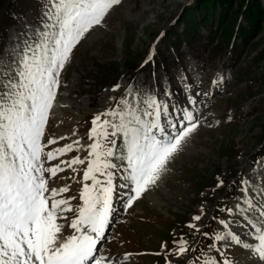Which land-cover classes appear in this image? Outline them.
<instances>
[{
	"label": "rangeland",
	"instance_id": "1",
	"mask_svg": "<svg viewBox=\"0 0 264 264\" xmlns=\"http://www.w3.org/2000/svg\"><path fill=\"white\" fill-rule=\"evenodd\" d=\"M239 1L234 0L224 24L218 23V13L213 20L199 15L190 35L177 18L183 10L195 9L194 0H121L101 25L85 34L60 73L42 143L45 152L66 144L73 150L52 161L45 159V167L64 168L55 177L48 173L45 177L50 189L69 188L56 199L75 197L70 199L73 209L83 203L79 198L83 185H91L83 173L92 159V121L100 113L118 110L122 98L132 101L131 90L138 91L136 100L155 95L168 103L174 120L176 111L186 109L198 122L159 179L130 208L125 204L132 193L118 187L126 183L127 162L113 158L119 165L114 170L113 220L97 245V255L107 257L110 264H203L208 257L222 260L217 248L234 264H258L250 250L231 240L214 239L230 228L243 242L258 243L237 205L246 208V198L264 202L259 194L264 188V19L247 42L238 32L232 40L236 26H247ZM259 3L264 10V0ZM43 12V0H0V60L13 58L23 33L42 27ZM153 49L157 55L151 58ZM181 117L180 111L176 120ZM49 139L57 142L48 145ZM115 139L119 151L122 140ZM74 157L85 163L71 168L61 163ZM62 215L70 221L76 213ZM197 215L199 221L193 219ZM65 228L64 235L71 234ZM181 239L190 250L177 255ZM213 244L216 247L210 248ZM125 254H131L127 260Z\"/></svg>",
	"mask_w": 264,
	"mask_h": 264
},
{
	"label": "snow or ice",
	"instance_id": "2",
	"mask_svg": "<svg viewBox=\"0 0 264 264\" xmlns=\"http://www.w3.org/2000/svg\"><path fill=\"white\" fill-rule=\"evenodd\" d=\"M120 3L121 0H43L42 27L23 33L22 46L18 44L13 50V58L0 60V264H110L107 257L97 255V245L104 238L113 211L117 187L114 170L119 167L113 158L127 162L126 183L118 187L129 188L132 193L125 204L130 208L155 184L170 158L196 131L198 122L192 112L180 110L182 117L174 120L168 103L155 95L136 100L139 93L131 90L128 95L134 96L132 101L122 98L118 110L100 113L92 121L89 132V139L94 140L89 145L92 159L83 173V180H90L91 185H83L79 194L82 205L73 209L70 199L75 197L56 199L69 191L67 186L48 187L45 173L55 177L64 168L59 164L45 167L44 160L52 161L73 150L72 144H66L45 152L46 145L42 143L60 73L85 34L101 25L108 12ZM190 102L196 103L191 98ZM102 117L118 119L102 120ZM116 137L122 140L119 151ZM56 142L47 140L48 145ZM61 163L71 168L85 161L74 157ZM242 191L247 193L248 188ZM259 194L264 196V188ZM244 203L246 208L237 205V209L258 243L243 242L224 220L219 223L229 230L216 234L214 239L231 240L250 250L258 264H264V202L254 203L246 198ZM67 212L76 215L68 221L62 215ZM59 219L66 223H58ZM193 219L199 221L201 216ZM65 227L72 230L71 234L64 235ZM189 250L187 242L181 239L176 254L184 255ZM216 250L222 260L208 257L203 264H234L221 249ZM130 255L125 254L124 259Z\"/></svg>",
	"mask_w": 264,
	"mask_h": 264
},
{
	"label": "trees",
	"instance_id": "3",
	"mask_svg": "<svg viewBox=\"0 0 264 264\" xmlns=\"http://www.w3.org/2000/svg\"><path fill=\"white\" fill-rule=\"evenodd\" d=\"M233 2L234 0H194L195 9L187 8L183 10L177 18V24L183 23L184 27L186 28L184 30L188 31L190 35L195 32V30L191 27L199 15L205 17V19L211 17L213 20L214 14L218 13V23L224 24L228 21V13L233 7ZM239 4L241 7L240 11L243 13V17L247 22V26H236L235 31H233L232 40L236 38V32H238L247 42V40L259 30V27L261 26V23L264 19V10L260 5L259 0H240ZM233 23L230 22L228 24L231 30L234 29ZM177 35L178 33L176 34V37Z\"/></svg>",
	"mask_w": 264,
	"mask_h": 264
},
{
	"label": "bare ground",
	"instance_id": "4",
	"mask_svg": "<svg viewBox=\"0 0 264 264\" xmlns=\"http://www.w3.org/2000/svg\"><path fill=\"white\" fill-rule=\"evenodd\" d=\"M196 112H197V110H196ZM193 116H194V113H193ZM65 229H66V228H65ZM106 235H107V233L104 234V237H105ZM178 235H179V234H178ZM179 236H180V235H179ZM251 259H252V258H251ZM251 259H250V260H251Z\"/></svg>",
	"mask_w": 264,
	"mask_h": 264
}]
</instances>
